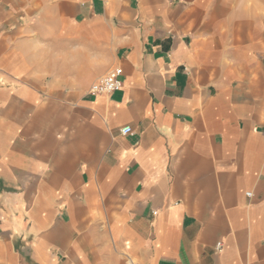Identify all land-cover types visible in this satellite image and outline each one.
I'll list each match as a JSON object with an SVG mask.
<instances>
[{
    "label": "crops",
    "instance_id": "crops-1",
    "mask_svg": "<svg viewBox=\"0 0 264 264\" xmlns=\"http://www.w3.org/2000/svg\"><path fill=\"white\" fill-rule=\"evenodd\" d=\"M0 264H264V0H0Z\"/></svg>",
    "mask_w": 264,
    "mask_h": 264
},
{
    "label": "built area",
    "instance_id": "built-area-1",
    "mask_svg": "<svg viewBox=\"0 0 264 264\" xmlns=\"http://www.w3.org/2000/svg\"><path fill=\"white\" fill-rule=\"evenodd\" d=\"M123 69L114 68L109 71L105 76L101 77L90 89V94L97 95H112L123 88ZM132 128L129 126L121 130L122 135H130ZM250 196V195H249Z\"/></svg>",
    "mask_w": 264,
    "mask_h": 264
}]
</instances>
